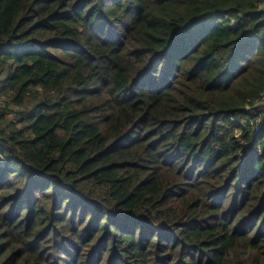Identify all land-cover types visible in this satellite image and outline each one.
Here are the masks:
<instances>
[{
  "label": "trees",
  "instance_id": "obj_1",
  "mask_svg": "<svg viewBox=\"0 0 264 264\" xmlns=\"http://www.w3.org/2000/svg\"><path fill=\"white\" fill-rule=\"evenodd\" d=\"M264 0H0V264H264Z\"/></svg>",
  "mask_w": 264,
  "mask_h": 264
},
{
  "label": "built area",
  "instance_id": "obj_2",
  "mask_svg": "<svg viewBox=\"0 0 264 264\" xmlns=\"http://www.w3.org/2000/svg\"><path fill=\"white\" fill-rule=\"evenodd\" d=\"M260 8H261V9H264V5H263V3L260 4ZM262 105H263V107H264V101L262 102Z\"/></svg>",
  "mask_w": 264,
  "mask_h": 264
},
{
  "label": "crops",
  "instance_id": "obj_3",
  "mask_svg": "<svg viewBox=\"0 0 264 264\" xmlns=\"http://www.w3.org/2000/svg\"><path fill=\"white\" fill-rule=\"evenodd\" d=\"M263 5H264V3H263Z\"/></svg>",
  "mask_w": 264,
  "mask_h": 264
}]
</instances>
